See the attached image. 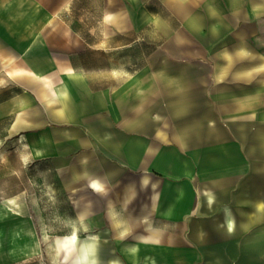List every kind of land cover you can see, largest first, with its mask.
Returning <instances> with one entry per match:
<instances>
[{
    "label": "crops",
    "instance_id": "1",
    "mask_svg": "<svg viewBox=\"0 0 264 264\" xmlns=\"http://www.w3.org/2000/svg\"><path fill=\"white\" fill-rule=\"evenodd\" d=\"M100 2L103 35L79 0H0V142L90 215L103 264H264L238 208L264 204V0L162 3L175 26L126 0L115 34Z\"/></svg>",
    "mask_w": 264,
    "mask_h": 264
},
{
    "label": "rangeland",
    "instance_id": "2",
    "mask_svg": "<svg viewBox=\"0 0 264 264\" xmlns=\"http://www.w3.org/2000/svg\"><path fill=\"white\" fill-rule=\"evenodd\" d=\"M162 1L143 0V3L157 8L170 26H175L162 3L177 5L179 0ZM189 1L184 0L185 3ZM226 2L228 0H225ZM129 6H126V0H108L105 11L109 10L107 16L113 24V34L119 31L115 26L118 27L122 23L128 27L131 25L133 12H130ZM103 16L100 0H79L77 3L76 18L86 23L83 24L85 26L79 27L82 31L93 28H88L87 25L99 27L101 22V29L96 28L99 30H96V34L103 35ZM128 35L131 36L132 33ZM147 35L149 41L159 40L158 33L152 29L147 31ZM143 48L144 52L150 50L146 45ZM131 50L133 49L129 46L128 53ZM116 62H119L118 59L113 63ZM113 75L118 77L119 72ZM255 177L256 200H259V192L262 191L260 187L264 185V172H256ZM56 184L51 175L34 169L25 161L19 145H14L12 141L0 142V229L3 228L0 234V264H75L76 250L67 257L65 250L59 246V240L72 236L75 227L80 228V223L90 215L83 218H80V215H69V208L62 200V191H59ZM240 207L241 211L243 210L240 215L244 222H247L248 217L245 208L249 207V215H254L250 220L252 226L264 228L263 203L239 205L238 208ZM79 236L88 237L83 234ZM100 243L104 247L103 242ZM111 256L121 257L119 252H113Z\"/></svg>",
    "mask_w": 264,
    "mask_h": 264
},
{
    "label": "bare ground",
    "instance_id": "3",
    "mask_svg": "<svg viewBox=\"0 0 264 264\" xmlns=\"http://www.w3.org/2000/svg\"><path fill=\"white\" fill-rule=\"evenodd\" d=\"M85 215H80L83 218ZM3 228L0 229L2 234ZM14 236V235H13ZM157 235L153 234L152 239ZM98 240L93 237L81 238L78 234V229L75 227L73 235L59 240V246L65 250L66 256L70 257L72 252L76 250L77 256L75 264H103L104 255L102 250L98 247Z\"/></svg>",
    "mask_w": 264,
    "mask_h": 264
}]
</instances>
